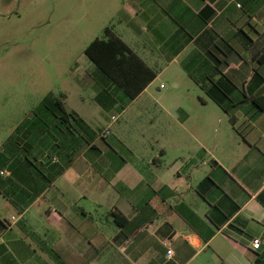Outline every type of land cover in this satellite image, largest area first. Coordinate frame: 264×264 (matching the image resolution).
<instances>
[{"label": "crops", "instance_id": "1", "mask_svg": "<svg viewBox=\"0 0 264 264\" xmlns=\"http://www.w3.org/2000/svg\"><path fill=\"white\" fill-rule=\"evenodd\" d=\"M121 21L156 78L131 98L94 63L104 125L58 93L1 140L0 264H258L264 0H134ZM166 75L185 84L172 103Z\"/></svg>", "mask_w": 264, "mask_h": 264}, {"label": "rangeland", "instance_id": "2", "mask_svg": "<svg viewBox=\"0 0 264 264\" xmlns=\"http://www.w3.org/2000/svg\"><path fill=\"white\" fill-rule=\"evenodd\" d=\"M133 1L0 0V143L50 94H67L82 115L105 124L96 91L84 81L95 68L85 49L104 37L106 27L136 42L138 37L129 35L121 21ZM169 78L152 88L164 83V99L172 103L173 90H183L185 84Z\"/></svg>", "mask_w": 264, "mask_h": 264}, {"label": "trees", "instance_id": "3", "mask_svg": "<svg viewBox=\"0 0 264 264\" xmlns=\"http://www.w3.org/2000/svg\"><path fill=\"white\" fill-rule=\"evenodd\" d=\"M86 55L96 66L129 97H137L145 87L156 78V72L119 36L115 35L110 27L104 30V37L94 39L85 49ZM218 84L208 89L215 101L224 109L229 110L237 103L224 105L225 99L216 93ZM256 106L264 108V95L249 98ZM42 104L49 108L62 109L64 102L53 94L43 99ZM118 224H123L127 219L122 213L114 212ZM258 264H264V258H256Z\"/></svg>", "mask_w": 264, "mask_h": 264}, {"label": "built area", "instance_id": "4", "mask_svg": "<svg viewBox=\"0 0 264 264\" xmlns=\"http://www.w3.org/2000/svg\"><path fill=\"white\" fill-rule=\"evenodd\" d=\"M113 120H116L117 117L116 116H113L112 117ZM112 133L111 129L110 128H107L103 133H102V136L103 137H107L108 135H110ZM2 174L4 173V171L1 172ZM166 245L168 246V258H171L172 255H173V249L171 247H169V243L166 242ZM262 245V240L261 238L259 237H256V238H253L251 240V243H250V249L252 251H257L260 249Z\"/></svg>", "mask_w": 264, "mask_h": 264}]
</instances>
